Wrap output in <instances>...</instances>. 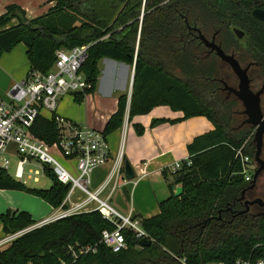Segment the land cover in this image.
<instances>
[{"label":"trees","instance_id":"obj_1","mask_svg":"<svg viewBox=\"0 0 264 264\" xmlns=\"http://www.w3.org/2000/svg\"><path fill=\"white\" fill-rule=\"evenodd\" d=\"M46 13L32 19L16 4L0 15V55L17 44L25 46L30 70L46 73L55 61V51L86 46L81 66L90 88L76 93V101L93 91L99 74L98 61L110 58L133 67L130 100L117 99V108L103 133L120 127L128 119L145 114L157 105L182 110L184 118L203 115L214 125L211 132L188 144L190 165L172 173L169 187L181 185L179 196L170 195L158 204L159 212L139 218L151 244L142 246L136 233L124 227L128 247L112 252L102 244L94 253L77 258L74 264H234L237 258H264V215L252 207L244 213L242 164L236 157L249 128L234 130L233 118L223 114L218 98L207 97L204 80L215 74V57L204 56L197 29L205 36L216 32L225 52L258 63L264 73V22L254 18L264 0H47ZM16 19L11 26H5ZM233 28L244 32L238 38ZM177 69V73L174 71ZM55 112L41 111L31 131L47 143L57 139ZM169 121L154 119L151 124ZM137 134L143 128L134 124ZM243 155L253 157L254 147L245 146ZM48 188L28 187L0 169V189L33 194L52 207L64 199L68 185L60 183L50 168ZM246 197V193H245ZM249 199V198H248ZM64 207H67L64 205ZM136 218V216H133ZM4 233L33 225L30 215H0ZM115 226L99 210L75 213L30 229L0 248V264H60L67 259L68 245L94 244L104 229Z\"/></svg>","mask_w":264,"mask_h":264},{"label":"built area","instance_id":"obj_2","mask_svg":"<svg viewBox=\"0 0 264 264\" xmlns=\"http://www.w3.org/2000/svg\"><path fill=\"white\" fill-rule=\"evenodd\" d=\"M86 57V46L58 49L55 51V61L46 73L30 70L23 79L13 84L5 96L0 95V169L8 172L10 164L8 153H14L17 157L13 173L15 177L21 178L24 164L33 160L50 168L60 183L69 186L61 204L56 207L58 212L53 217L7 234L0 240V248L30 229L58 218L91 210H99L105 219L114 224L115 228L102 230L100 238L94 244L68 245L66 248L68 258H61L60 264H74L80 256L94 253L98 244L104 245L114 253L126 249L128 244L122 233L124 227L134 230L139 240L149 239L141 227L139 218L118 213L107 203V198H100L101 192L107 186H110V195L123 179L121 148L102 184L94 191L88 189L89 176L92 171L111 159L109 144L103 131L85 124H76L59 115L55 116L58 134L54 142L47 143L31 131L32 124L41 111L55 112L60 96L66 93L84 92L90 88V82L81 71ZM127 124L128 118L126 117L123 127L126 128ZM244 147L245 142L236 149V157L240 158L244 179L250 182L256 164L251 157L243 155ZM53 150L63 158L75 162L76 175L70 173L54 158ZM184 163L191 164L189 158H186L166 168L173 173L179 170ZM75 189L86 194V197L80 196L74 200ZM234 264H264V258H237Z\"/></svg>","mask_w":264,"mask_h":264},{"label":"crops","instance_id":"obj_3","mask_svg":"<svg viewBox=\"0 0 264 264\" xmlns=\"http://www.w3.org/2000/svg\"><path fill=\"white\" fill-rule=\"evenodd\" d=\"M9 4L20 6L25 11L26 18L32 19L46 13L49 7L53 5V2H48L47 0H0V15L5 12L6 6ZM2 54L0 55V63L6 59V56ZM97 65L99 74L93 91L85 94L81 101H76L75 99L77 92L60 96L57 101V106L59 105L60 109L59 111L55 109V113L76 124H85L103 131L107 120L117 108L118 97L131 91L130 84L133 79V67L110 58H101ZM28 67L27 61V64L21 70L14 71L10 76L8 75L9 73L5 75L0 72L1 96L4 93L6 95L15 82L26 76ZM104 70H107V79L100 81ZM3 76H5V83L1 79ZM92 110H94L93 114ZM183 116L184 112L182 110H173L168 105H157L145 114H138L130 120L128 119L126 128L123 127L122 123L120 127L106 134L111 159L95 168L90 174L89 185H91L93 191L106 178L121 148L123 162L125 160L128 161L133 169L134 176L128 179L124 175L122 181L110 195V186H107L101 194L104 195V199H111L115 207L110 206L122 215H131L137 218H147L156 215L159 212V202L167 198L172 191L168 184L174 179V176L168 179L164 169L169 164L190 158L187 149L188 144L195 137L211 132L214 129L213 123L203 115L187 118ZM154 119H167L169 121L152 125L151 122ZM134 124H138L143 128L141 134L136 133ZM121 132H124L122 145ZM14 157L17 161V157ZM123 162L122 172L124 174ZM25 168H27L26 171ZM142 172H144L143 175ZM7 173L9 174V172ZM25 173H27V178L35 184L28 185L25 180H22ZM41 173L46 175L43 165L31 160L24 164L21 178L9 175L28 187L41 188L36 185L40 181L39 176ZM75 190L74 200L80 197V195H75ZM121 196H125L126 202H121L118 199ZM11 211H14V217L20 212L28 213L34 225L46 218L53 217L58 212V208L52 207L42 198L24 191L0 189V215L8 214L9 217H13L11 216ZM38 217L41 218L35 220ZM7 234L9 233H4L3 222L0 220V240Z\"/></svg>","mask_w":264,"mask_h":264},{"label":"water","instance_id":"obj_4","mask_svg":"<svg viewBox=\"0 0 264 264\" xmlns=\"http://www.w3.org/2000/svg\"><path fill=\"white\" fill-rule=\"evenodd\" d=\"M251 15L264 22V9L255 8L252 10ZM233 32L238 38H241L244 32L240 29L233 28ZM197 37L201 40V42L209 49L210 52H214L216 56L223 62L229 64L233 72L236 74L239 84L237 89H231L235 96L241 100L242 104L245 107V113L247 118L243 121V123H247L254 127L255 133L253 137V141L255 142V151L253 155V160L256 163V168L252 174V178L250 183L242 190L241 196L238 198L239 201H243L244 209L240 210L239 213H244L249 210L252 205H258L260 207H264V199L261 197H254L252 199L245 198V192L253 189L256 186L257 180L264 170V160L261 158V146H262V137L264 134V115L260 110L259 105V95L260 91L253 93L249 90V80L247 78V67L242 68L237 61V59L232 54H227L223 51L221 46L215 42V35L211 37V39H207L199 29H197ZM123 171L124 175L130 179L134 176V172L128 161L123 162ZM173 195L179 196L183 188L181 185H175L172 187ZM14 215V211H11V216ZM257 215H264V211L258 213ZM140 245L148 246L151 244V240L147 238H142L139 241Z\"/></svg>","mask_w":264,"mask_h":264},{"label":"flooded vegetation","instance_id":"obj_5","mask_svg":"<svg viewBox=\"0 0 264 264\" xmlns=\"http://www.w3.org/2000/svg\"><path fill=\"white\" fill-rule=\"evenodd\" d=\"M213 35H215V39H214L215 42L217 44H219L216 40V32ZM213 35H211V36H205L204 35V36L210 40ZM203 46H204V56L206 57L205 59H207V58L210 59L212 56H214L216 60L218 59L220 64L226 65L229 68V70L231 72L230 76H232V78H233L232 80H230L227 75H224L222 77H219V76L216 77L214 75L210 78H207V80H204V82H203L204 84H206L205 92H207L208 97L212 96V97L218 98L219 106H220L223 114H225L226 116L233 118V119L238 118V117L241 118V120L237 126H231V127H233V129L236 131L239 129H243V128H249V132H248L246 138L244 139L243 143L245 142V146H248L251 144L254 147V151H255L256 144L253 141L255 129L251 125H249L247 123H243V121L247 118V115L245 113L246 109H245L244 105L242 104L241 100L238 99L237 96H235L233 94V92L230 90V88L231 89H237L238 88L239 80H238L236 74L233 72V70L231 69V67L229 66L228 63L221 61L219 59V57L216 56V54L214 52H210L209 49L204 44H203ZM225 53L232 54L237 59V61L239 62L240 66L242 68H245L248 66L246 73H247V78L249 80V90L252 91L253 93L260 91L259 105H260V110L264 115V107L261 104L262 96L264 95V73H262V71H261V66L258 63L253 62V61H249V60L247 61L245 59L239 60L237 55L232 51L225 52ZM243 61H246V62L243 63ZM175 70L178 71L177 69H175ZM263 146H264V134L262 137L261 155H262L263 149H264ZM252 159H253V157H252ZM262 173H264V170L261 172V174ZM255 187L253 189H250V190L245 192L246 193L245 198L251 197V196H249V194L251 193V191H253L255 189ZM253 206H255V205H252L251 207H253ZM253 211H255L256 213H261L264 211V207H260V206L256 205V208Z\"/></svg>","mask_w":264,"mask_h":264},{"label":"rangeland","instance_id":"obj_6","mask_svg":"<svg viewBox=\"0 0 264 264\" xmlns=\"http://www.w3.org/2000/svg\"><path fill=\"white\" fill-rule=\"evenodd\" d=\"M17 20L16 19H13L11 21H9L5 26H11V25H14L16 24ZM24 45L22 43H19L17 44L14 49H12L11 51L9 52H6V53H3L2 55L6 56L5 60L4 61H1L0 63V72L5 75H8L10 76V74H12L14 71H18V70H21L25 64H27V61H26V56H25V52H24ZM246 61H243V63H245ZM215 76L216 77H222L224 75H227L228 78L230 80H232V76H230V70L229 68L226 66V65H223V64H220V62L218 61V59L215 61ZM175 72L177 73V71L175 70ZM107 70H104L103 71V75L101 76V79L100 81H104L105 79H107ZM8 78V77H7ZM2 79V82L5 83L6 80H5V76L1 77ZM131 85H132V81H131V84H130V88H131ZM205 89H206V86H205ZM130 93L131 91H129V93H127V103L129 102L130 100ZM207 95V94H206ZM3 96H5V93L3 94ZM208 97V95H207ZM261 104L262 106L264 107V95L262 96V100H261ZM238 107V106H237ZM59 105L57 106L56 105V110L59 111ZM55 110V111H56ZM92 114L94 113V110L91 111ZM81 113V111H80ZM128 117L127 114H125V117L126 118ZM241 118H234L231 126H237L240 122ZM233 128V127H232ZM122 131V130H121ZM124 136V132H121L120 133V136H121V145H122V139H123V136ZM264 147V146H263ZM52 155L54 156V158L60 163L62 164L65 168H67L70 173H72L73 175H76V171H75V168H74V163L73 161H69L65 158H63L62 156L59 155V153H57L56 151H52ZM14 153H8V159L10 160V164H9V167H8V172L10 175H13L14 173V165H15V162H16V158L14 157ZM261 158L264 159V149H263V153L261 155ZM171 165V164H169ZM29 166V165H28ZM27 167V166H26ZM31 167V166H30ZM27 168H25V171H26ZM164 173L167 174L168 176V179H171V177L173 176L172 175V172L165 168L164 169ZM27 173H25L23 175V178L22 180H25L26 183H28V185H31V184H35L32 182V180L28 179L27 178ZM39 179L40 181L38 183H36V185L38 187H41V188H47L50 186V179L47 175H44L41 173V175L39 176ZM90 191H93V188H91V185H89V188H88ZM75 195H80L82 198H85L86 197V194H84L83 192H80L79 190H75ZM249 196H251L249 199H252L254 197H261L262 199H264V173H262L258 180H257V183H256V187L253 191H251V193L249 194ZM100 198L104 199V195L101 194L100 195ZM115 198V197H114ZM121 202H126V198L125 196H121L118 198ZM107 203L113 207L114 204L113 202L111 201V199L107 200ZM256 208V205L252 207V211L255 210ZM41 217H38L36 218L35 220L39 219Z\"/></svg>","mask_w":264,"mask_h":264}]
</instances>
